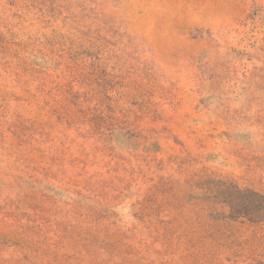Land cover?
I'll return each instance as SVG.
<instances>
[{
	"label": "rangeland",
	"instance_id": "obj_1",
	"mask_svg": "<svg viewBox=\"0 0 264 264\" xmlns=\"http://www.w3.org/2000/svg\"><path fill=\"white\" fill-rule=\"evenodd\" d=\"M0 264H264V0H0Z\"/></svg>",
	"mask_w": 264,
	"mask_h": 264
}]
</instances>
